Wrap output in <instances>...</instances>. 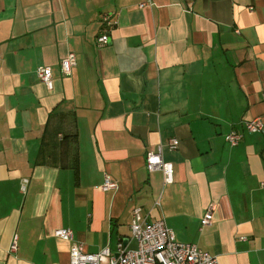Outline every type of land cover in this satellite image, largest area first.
Here are the masks:
<instances>
[{
    "label": "crops",
    "instance_id": "0c3cea01",
    "mask_svg": "<svg viewBox=\"0 0 264 264\" xmlns=\"http://www.w3.org/2000/svg\"><path fill=\"white\" fill-rule=\"evenodd\" d=\"M158 145L170 184L145 167ZM263 184L264 0H0V264H68L57 228L89 253L132 248L137 206L218 264H264Z\"/></svg>",
    "mask_w": 264,
    "mask_h": 264
},
{
    "label": "built area",
    "instance_id": "2783aa9c",
    "mask_svg": "<svg viewBox=\"0 0 264 264\" xmlns=\"http://www.w3.org/2000/svg\"><path fill=\"white\" fill-rule=\"evenodd\" d=\"M146 3L150 2H143L139 5L142 6ZM101 22L106 29L113 26V22L107 14L102 16ZM107 42L108 35L104 32L95 40L97 46H102ZM75 63V54L68 52L60 60V72L63 75H69ZM36 74L40 82L50 90L52 88L51 68L47 65L38 66ZM244 127L248 132H262L263 122L260 117H255L244 122ZM241 137V134L229 131L225 134L224 139L230 146H234L241 140ZM177 145L178 140L176 138H172L168 142V148L171 150L176 149ZM145 167L149 172L161 171L164 184H170L173 181L172 164L162 159L161 145H158L155 152L146 153ZM26 182L27 179L22 180V191L25 189ZM117 186L115 180L105 175L100 188L103 191H109L116 189ZM212 211L213 206L211 205L203 213L200 218L202 226L211 222ZM129 233V238L135 242L134 247L128 248L122 242H119L115 250H111L106 246L95 253L84 251L83 246L74 239L73 231L69 228H57L54 231V236L70 242L68 264H218L215 256L201 250L195 244L177 241L172 230L163 219L147 221L142 208L139 206L132 210ZM16 249L17 235L14 234L9 245V252H14Z\"/></svg>",
    "mask_w": 264,
    "mask_h": 264
},
{
    "label": "rangeland",
    "instance_id": "374dc122",
    "mask_svg": "<svg viewBox=\"0 0 264 264\" xmlns=\"http://www.w3.org/2000/svg\"><path fill=\"white\" fill-rule=\"evenodd\" d=\"M132 247V246H131Z\"/></svg>",
    "mask_w": 264,
    "mask_h": 264
}]
</instances>
